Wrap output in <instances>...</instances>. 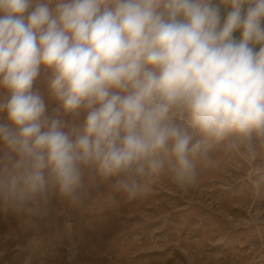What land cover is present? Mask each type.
Here are the masks:
<instances>
[{"label":"clouds","instance_id":"1","mask_svg":"<svg viewBox=\"0 0 264 264\" xmlns=\"http://www.w3.org/2000/svg\"><path fill=\"white\" fill-rule=\"evenodd\" d=\"M0 89L17 213L77 203L88 169L128 198L165 170L185 188L210 143L264 145V0H0Z\"/></svg>","mask_w":264,"mask_h":264},{"label":"rangeland","instance_id":"2","mask_svg":"<svg viewBox=\"0 0 264 264\" xmlns=\"http://www.w3.org/2000/svg\"><path fill=\"white\" fill-rule=\"evenodd\" d=\"M48 75L42 70L34 89L52 115L58 105L48 94ZM6 98L0 89V101ZM6 122L0 114V124ZM5 151L0 147V155ZM148 184L128 198L112 178L88 169L77 203L53 189L29 205L33 211L17 213L0 197L1 226L15 246L11 264H163L156 260L171 247L183 251L184 264H196L197 247L218 261L234 245L264 250V145L210 143L197 160L194 184L180 188L166 170Z\"/></svg>","mask_w":264,"mask_h":264},{"label":"crops","instance_id":"3","mask_svg":"<svg viewBox=\"0 0 264 264\" xmlns=\"http://www.w3.org/2000/svg\"><path fill=\"white\" fill-rule=\"evenodd\" d=\"M214 3H219V0H214ZM227 9L221 6V16L226 15ZM237 38L239 37V32L234 34ZM2 218L0 217V264H11L10 256L15 249V246L10 241L7 232L2 229ZM242 246V245H240ZM248 248L237 247L232 248L234 250L230 253L227 259L217 260V255H209L206 256L200 249L197 247L196 250V264H254L251 261H257L256 264H264V250L263 248H253L248 244ZM248 252V249L257 250L254 254L249 255L247 252L243 253V250ZM233 256V257H232ZM156 261H163V264H184L182 261H186V256L183 251L177 247H171L166 251L164 255H162Z\"/></svg>","mask_w":264,"mask_h":264}]
</instances>
